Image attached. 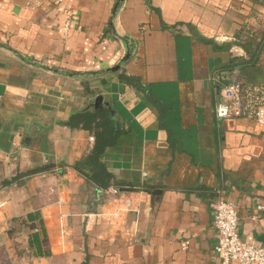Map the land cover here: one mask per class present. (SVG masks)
I'll use <instances>...</instances> for the list:
<instances>
[{
  "label": "crops",
  "instance_id": "1",
  "mask_svg": "<svg viewBox=\"0 0 264 264\" xmlns=\"http://www.w3.org/2000/svg\"><path fill=\"white\" fill-rule=\"evenodd\" d=\"M235 76L264 83V0H0V252L18 264H222L220 198L236 205L241 239L264 243V125L215 113ZM101 109L123 128L101 160L125 183L103 190L74 167L94 132L67 123Z\"/></svg>",
  "mask_w": 264,
  "mask_h": 264
},
{
  "label": "built area",
  "instance_id": "2",
  "mask_svg": "<svg viewBox=\"0 0 264 264\" xmlns=\"http://www.w3.org/2000/svg\"><path fill=\"white\" fill-rule=\"evenodd\" d=\"M72 18L73 13L67 10L64 31L70 29ZM215 113L219 118L245 117L264 125V83L238 76L222 82ZM5 203L0 198V217ZM258 208L264 209V205L259 204ZM238 225L236 205L226 199H218L213 213V226L218 233L215 250L222 264H264V243L242 240Z\"/></svg>",
  "mask_w": 264,
  "mask_h": 264
},
{
  "label": "trees",
  "instance_id": "3",
  "mask_svg": "<svg viewBox=\"0 0 264 264\" xmlns=\"http://www.w3.org/2000/svg\"><path fill=\"white\" fill-rule=\"evenodd\" d=\"M128 84L141 89L146 98L155 105H161L159 100L154 97L150 88L144 85L139 78L122 74ZM231 78H228L229 80ZM224 79V82L227 81ZM71 126L82 125L94 132L95 145L92 151L77 161L75 169L82 173L86 178L94 182L99 190L106 189L112 185L120 187L125 183L115 178L108 171L107 167L101 160V156L108 146L116 144L119 136L123 132L120 121L112 115L109 109L86 110L84 112L74 113L67 122ZM9 181H6L8 183Z\"/></svg>",
  "mask_w": 264,
  "mask_h": 264
},
{
  "label": "water",
  "instance_id": "4",
  "mask_svg": "<svg viewBox=\"0 0 264 264\" xmlns=\"http://www.w3.org/2000/svg\"><path fill=\"white\" fill-rule=\"evenodd\" d=\"M131 56H132V50H129L128 53L125 55V57H123V58L121 59L120 63H119L118 65H116L115 67H113L112 69H113V70H117V69L121 68V66H122L127 60H129V59L131 58ZM102 103H103V97H102V96H98V97L96 98L95 107H96V108H100V106L102 105ZM121 190H122V191H132V190H134V188H132V187H122Z\"/></svg>",
  "mask_w": 264,
  "mask_h": 264
},
{
  "label": "rangeland",
  "instance_id": "5",
  "mask_svg": "<svg viewBox=\"0 0 264 264\" xmlns=\"http://www.w3.org/2000/svg\"><path fill=\"white\" fill-rule=\"evenodd\" d=\"M10 264H18V263H14L13 262V259L11 257H9V253H3V252H0V261H11Z\"/></svg>",
  "mask_w": 264,
  "mask_h": 264
}]
</instances>
